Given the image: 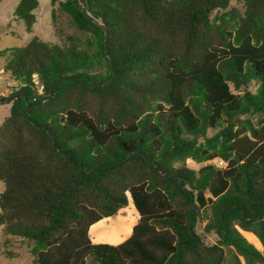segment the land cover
Returning <instances> with one entry per match:
<instances>
[{"label":"trees","instance_id":"1","mask_svg":"<svg viewBox=\"0 0 264 264\" xmlns=\"http://www.w3.org/2000/svg\"><path fill=\"white\" fill-rule=\"evenodd\" d=\"M239 1L51 0L92 47L7 50L27 98L0 124V228L34 264H264V0ZM38 7L14 11L29 32ZM129 200L132 234L93 243Z\"/></svg>","mask_w":264,"mask_h":264},{"label":"rangeland","instance_id":"2","mask_svg":"<svg viewBox=\"0 0 264 264\" xmlns=\"http://www.w3.org/2000/svg\"><path fill=\"white\" fill-rule=\"evenodd\" d=\"M19 1H0V100L6 99L14 92L16 87L15 81L3 70L8 49L24 46L34 36H38L43 41L52 44L64 45L74 42L81 46L92 47L88 36L76 29L71 23L70 17L59 8L58 3L52 6L51 0H39V7L34 11V26L30 32L27 31L24 21L17 19L14 15ZM230 7H237L243 10V5L239 0H232ZM256 88L257 85L255 84H252L250 87L253 91ZM11 104L12 101L0 103V124L9 116ZM209 163H197L191 159L186 161V165L193 170H199ZM4 188V183L0 182V194L4 191ZM138 218L139 214L132 201L129 200V204L116 216L93 225L90 229V237H93L96 241L102 240L107 244L115 245L123 241L130 234ZM120 219L127 220V224L123 228L117 225V221ZM203 226L204 223L197 222L196 231L204 243L207 245L216 243L218 239L217 235L214 233L205 234ZM243 235L256 248L262 251V245L260 246L252 234L243 232ZM0 264H34V257L30 252L28 242L20 237L7 235L3 228H0Z\"/></svg>","mask_w":264,"mask_h":264},{"label":"water","instance_id":"3","mask_svg":"<svg viewBox=\"0 0 264 264\" xmlns=\"http://www.w3.org/2000/svg\"><path fill=\"white\" fill-rule=\"evenodd\" d=\"M61 79H66V77H63ZM61 79H58L57 81H55L53 83L52 87H54ZM95 86H98V85H95ZM26 98H27V95L25 92H14V93L10 94L6 99L0 100V103H9L13 100H19V101L22 99L26 100ZM32 108H33L32 106L28 105L29 110H31Z\"/></svg>","mask_w":264,"mask_h":264},{"label":"crops","instance_id":"4","mask_svg":"<svg viewBox=\"0 0 264 264\" xmlns=\"http://www.w3.org/2000/svg\"><path fill=\"white\" fill-rule=\"evenodd\" d=\"M134 227V226H133ZM132 230H133V228H132ZM132 230H131V232H130V234L123 240V241H125L131 234H132ZM245 233H250V232H245ZM252 234V233H251ZM91 239H92V241H93V243H96V244H99V243H105L104 241H96V240H94V238L93 237H91ZM123 241H121V242H123ZM120 242V243H121ZM120 243H117V244H120ZM117 244H115V245H117Z\"/></svg>","mask_w":264,"mask_h":264},{"label":"bare ground","instance_id":"5","mask_svg":"<svg viewBox=\"0 0 264 264\" xmlns=\"http://www.w3.org/2000/svg\"><path fill=\"white\" fill-rule=\"evenodd\" d=\"M123 214V213H122ZM108 224V223H107ZM127 224V220H122L120 219L119 221H117V225H119L120 227H125ZM114 225V224H113ZM117 233H118V230H117ZM121 235V234H120ZM100 241V240H99ZM102 241V240H101Z\"/></svg>","mask_w":264,"mask_h":264},{"label":"built area","instance_id":"6","mask_svg":"<svg viewBox=\"0 0 264 264\" xmlns=\"http://www.w3.org/2000/svg\"><path fill=\"white\" fill-rule=\"evenodd\" d=\"M217 164H218L219 166H224V163H223V162H217Z\"/></svg>","mask_w":264,"mask_h":264}]
</instances>
